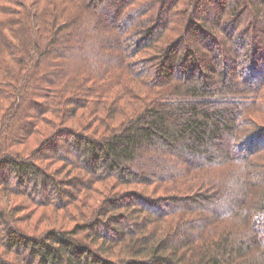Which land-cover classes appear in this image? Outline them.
<instances>
[{
	"label": "trees",
	"instance_id": "16d2710c",
	"mask_svg": "<svg viewBox=\"0 0 264 264\" xmlns=\"http://www.w3.org/2000/svg\"><path fill=\"white\" fill-rule=\"evenodd\" d=\"M203 2L0 0V187L41 206L72 204L12 151L47 120L55 129L35 153L81 170L88 190L109 183L71 232L29 237L0 206V264H264V2L216 0L202 15ZM109 11L116 30L91 52ZM218 27L251 41L247 77H231L234 53L220 62L208 52ZM61 138L77 158L58 154ZM258 138L261 148L235 149ZM129 186L157 196L123 193Z\"/></svg>",
	"mask_w": 264,
	"mask_h": 264
},
{
	"label": "rangeland",
	"instance_id": "374dc122",
	"mask_svg": "<svg viewBox=\"0 0 264 264\" xmlns=\"http://www.w3.org/2000/svg\"><path fill=\"white\" fill-rule=\"evenodd\" d=\"M223 1L225 2L227 8L232 6L233 0H223ZM205 2L207 4H204ZM215 2L216 0L215 1L210 0V2L204 0L203 5L201 6V14L202 15L208 14V12L204 10L206 8V5L214 6L216 4ZM253 6L255 5L253 4L252 7ZM109 14L110 16L104 13L103 15L104 17H102L103 19L99 23L101 26L105 23H108L109 27L107 29H103L102 31H100V29L95 30L96 35L95 34L93 35L92 45L89 51L91 52L97 51L99 45L102 44L106 46L108 42V41L106 42V40H108V38H110L109 36H112L114 30H116L117 21L115 20V16H114L115 13L109 11ZM240 15L244 16L245 18L246 17L251 18L253 14L251 9L246 7L240 10ZM262 16H264V14ZM211 18L213 19V21L215 20L214 16H212ZM217 29L219 30L218 33H216L215 35L217 38V46L216 45L214 46L213 48L214 51L208 50V52L211 54L215 52L220 62L224 60V55L227 57L230 55V53L231 54L234 53L235 55H237L238 62H236L237 69L236 70L233 69L231 71L232 74L231 77L233 78L234 76H237L238 80L239 79L241 80L242 77L244 76L247 77L248 75H246V72L245 73L243 72L245 68L244 65L246 66L248 65L246 62H244V59L247 53V49L251 44V41L247 38L244 41H241L237 33L234 34L232 31H228L227 29H220V27H218ZM221 41L224 43V47H225L224 51L222 49V46H220ZM225 42L228 43L227 46H225L226 45ZM139 57L142 58V56ZM256 61H257V67L259 68L257 71L259 72L263 71L264 50L261 51ZM240 64H243L241 70H240ZM46 117L47 119H49V121L52 120L54 125L59 124L58 120L53 115L48 114L46 115ZM259 117L261 118L258 121H260L261 124H264V114L259 115ZM47 122L45 121L40 123L35 134L32 135L28 141L18 142L19 144L16 143L12 147V151H15L16 154L18 153L22 156L24 155L25 158L28 157L34 159V161L40 167H42L49 175L55 177L56 180L60 182L61 187L64 189V191L70 193L73 198L70 199V197H67L65 195L64 199H66V201L68 202H70L71 200L72 204L66 206L65 208L58 209L55 208L54 205H45V206L38 205L32 202V200H30V198L25 194H18V195L5 194L3 192V189L0 187V206L7 209V213L9 214L8 216L12 217V222L14 223V225L18 229H21L29 237H40L42 235H45L46 232L52 231L53 229L55 230L57 229L58 231L71 232L74 229H76L78 225H81L82 223H86L89 220V216L92 213V209L97 206H100L104 197H106L105 194L104 196H102L101 192L102 190H105L106 185L109 184V183L108 184L94 183L91 187L93 190L92 191L88 190L89 186L87 185L89 183L85 178L86 174L83 173L81 170L78 169L76 170L75 168H72V166H70L67 161L57 160L54 157H48L47 154L52 156L55 155L54 152H52L50 149L49 150L43 149L40 154L35 153V151L38 150V148L41 146L46 136L49 135L48 133H52L55 129L54 128L55 126L53 125L51 126ZM69 142L70 140L67 141L66 138L59 139L58 141L59 147H65V150L64 149L60 150L58 154L60 156H65L68 158L75 159L77 157L73 156L72 154L73 152L70 149L66 150V147H68V145L70 144ZM262 143L263 142L260 141L258 138L257 141H255L253 144H250L248 147L244 149L239 148V145H236L235 149H237L238 151L243 150L242 155H244L245 152L263 147ZM4 173H5L3 174L4 178L6 179L9 178L8 173L7 172ZM70 179H73V181L76 180L77 182V183L73 182L74 183L73 187L67 185V183L68 184L70 183L69 182ZM26 183H27L26 185H30L28 184V181ZM256 184H257L256 188H259V186H261L260 184L262 183H256ZM122 189H123V193H127L128 191L141 190L147 195L157 196L152 193L154 188H145V187L135 188L134 186H129V187H124ZM94 190L95 191L97 190L96 191L97 195L95 194ZM51 191L52 190H50V192ZM158 195H162V194H158ZM47 197L50 198L49 201H52V199L54 198L53 196H47ZM155 210L158 211V209ZM156 211L151 210V212H156ZM260 225L261 224H259V226Z\"/></svg>",
	"mask_w": 264,
	"mask_h": 264
}]
</instances>
